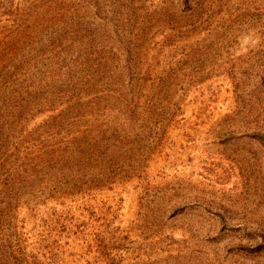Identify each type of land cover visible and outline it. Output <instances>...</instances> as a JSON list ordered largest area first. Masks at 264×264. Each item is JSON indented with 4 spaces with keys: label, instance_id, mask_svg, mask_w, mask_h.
I'll use <instances>...</instances> for the list:
<instances>
[{
    "label": "rangeland",
    "instance_id": "374dc122",
    "mask_svg": "<svg viewBox=\"0 0 264 264\" xmlns=\"http://www.w3.org/2000/svg\"><path fill=\"white\" fill-rule=\"evenodd\" d=\"M122 1L136 76L110 86L106 112L62 115L57 138L62 152L80 129L104 127L108 148L85 165L83 147L64 184L57 163L42 191L0 208L5 239L28 264H264V0ZM60 4L0 0V44L22 36L29 62L45 61ZM71 49L68 63L88 60L90 47ZM56 113L18 125L22 156L54 146Z\"/></svg>",
    "mask_w": 264,
    "mask_h": 264
},
{
    "label": "trees",
    "instance_id": "16d2710c",
    "mask_svg": "<svg viewBox=\"0 0 264 264\" xmlns=\"http://www.w3.org/2000/svg\"><path fill=\"white\" fill-rule=\"evenodd\" d=\"M60 1L59 27L51 32L47 29L42 32L45 36H42L40 44L43 46L40 57L45 56V61L29 62L30 51L24 52L29 39L22 36H13L0 44V208L4 210L16 205L25 192L42 191L45 188L43 179L53 173L57 163H62L58 170L62 173L61 180H64L59 184H64L63 169L66 165L63 163L68 159L80 161L83 155L77 154L80 149L84 150L83 147L87 150L81 164L88 165L93 156L105 154L108 145L104 143L108 142V133L104 127H95L88 136L85 129H80L76 135L67 138L61 152L57 138L66 125L60 124V118L72 112H94V116L95 112H106L108 108L104 102L108 100L110 86L132 79L138 71L141 50L129 47V41L119 40L125 39L120 28L123 26L120 17L124 1L69 0L68 4L66 0ZM180 1L182 5L188 3V0ZM127 4L131 7V3ZM87 14L88 23L85 21ZM146 18L147 22L151 21L150 15ZM102 21L104 25L112 26L113 35L98 33ZM103 35L106 42L102 41ZM134 39L142 40L140 37ZM78 42L90 47V58L68 63L71 46ZM117 99L113 97L110 111L122 112L119 106L113 105ZM133 103L123 101L122 105L125 110L128 108V112H135L137 106ZM102 105L105 107L101 108ZM43 112H57L50 117L51 130L46 131L54 146H49L50 150L40 147L33 153L26 151L22 156L19 149L23 141L17 127L28 116L37 117ZM92 134L94 139L99 134L103 138L97 142L89 137ZM97 164L99 167L102 163ZM75 165L72 164V171ZM5 233L4 225L0 226V264H28V258L19 257L11 240L5 239Z\"/></svg>",
    "mask_w": 264,
    "mask_h": 264
}]
</instances>
